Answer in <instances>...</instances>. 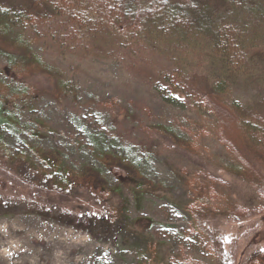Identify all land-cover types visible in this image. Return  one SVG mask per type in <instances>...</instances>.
Returning a JSON list of instances; mask_svg holds the SVG:
<instances>
[{"label":"rangeland","instance_id":"rangeland-1","mask_svg":"<svg viewBox=\"0 0 264 264\" xmlns=\"http://www.w3.org/2000/svg\"><path fill=\"white\" fill-rule=\"evenodd\" d=\"M60 24L38 25L29 35L37 39L34 52L64 72L74 93L54 99L52 82L29 79L37 95L22 106L20 121L40 120L48 130L33 139L4 125L0 136L14 154L54 152L72 178L90 179L108 200L98 202L87 189L69 196L37 191L0 164V264H217L194 232L189 209H219L226 197L253 209L263 200L225 170L231 162L209 133L212 116L193 100L173 98L154 72L134 69L127 56L85 52ZM4 64L0 56V81L14 87ZM256 96L235 98L244 103ZM144 126L164 127L171 136L148 135ZM99 151L128 160L130 168H100ZM206 225L220 240L225 263L264 264V215L218 216Z\"/></svg>","mask_w":264,"mask_h":264},{"label":"trees","instance_id":"trees-1","mask_svg":"<svg viewBox=\"0 0 264 264\" xmlns=\"http://www.w3.org/2000/svg\"><path fill=\"white\" fill-rule=\"evenodd\" d=\"M52 22L61 23L85 52L104 59L127 56L134 69L154 72L173 98L193 100L212 116L209 133L224 146L231 162L225 170L263 200L253 209L229 197L219 209H189L193 230L206 240L214 261L227 264L207 220L222 216L246 221L264 215V0H0L2 72L14 85L0 81V127L23 130L33 139L48 127L40 120L20 121L22 106L37 95L26 82L36 76L49 80L54 99L74 93L64 72L33 49L37 39L29 31ZM252 91L258 94L252 101L235 98ZM143 128L148 135H170L164 127ZM30 151L31 156L14 154L0 136V164L37 191L69 196L76 188L87 189L98 202H107L105 189L93 187L90 179L72 178L54 152ZM95 158L102 169L130 168L128 160L111 153L99 151Z\"/></svg>","mask_w":264,"mask_h":264}]
</instances>
